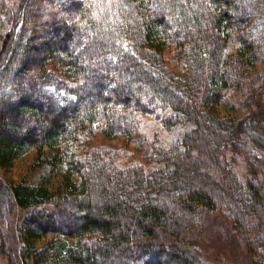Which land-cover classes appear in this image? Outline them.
I'll use <instances>...</instances> for the list:
<instances>
[{"label": "trees", "instance_id": "trees-1", "mask_svg": "<svg viewBox=\"0 0 264 264\" xmlns=\"http://www.w3.org/2000/svg\"><path fill=\"white\" fill-rule=\"evenodd\" d=\"M29 153L62 182L0 172L10 260L205 264L220 216L264 261V0H0V171Z\"/></svg>", "mask_w": 264, "mask_h": 264}, {"label": "rangeland", "instance_id": "rangeland-1", "mask_svg": "<svg viewBox=\"0 0 264 264\" xmlns=\"http://www.w3.org/2000/svg\"><path fill=\"white\" fill-rule=\"evenodd\" d=\"M172 68L176 73H180L178 62H172ZM219 112L222 115L227 114L225 108L221 106ZM95 145L113 148H121L127 140L124 137H106L99 134L95 139ZM33 153L16 160L11 168L2 172L5 180L29 179L39 181L43 179L50 190L60 187L62 182V170L60 167L49 170L46 168L33 167ZM213 171L215 169H212ZM212 171V172H213ZM8 212V211H7ZM22 219V212L13 209L10 212V218L6 219L8 226L0 224V243L6 238L9 226L13 223L19 224ZM9 232V231H8ZM49 239L46 238L45 240ZM44 241V240H43ZM43 241L39 243L42 245ZM188 248L193 255L205 264H254L246 249L245 241L241 240L231 225H226L220 216H214L204 222V226L199 234L195 233L187 242ZM11 252V255H10ZM9 256L15 257L14 249L10 248ZM257 259V258H256ZM255 264H264V261L256 260ZM0 264H21L18 258L6 257L0 250Z\"/></svg>", "mask_w": 264, "mask_h": 264}]
</instances>
